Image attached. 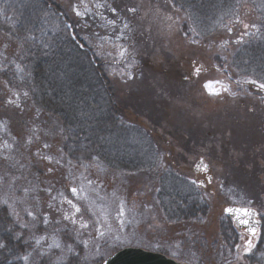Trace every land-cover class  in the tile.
Returning <instances> with one entry per match:
<instances>
[{
  "label": "rangeland",
  "instance_id": "obj_1",
  "mask_svg": "<svg viewBox=\"0 0 264 264\" xmlns=\"http://www.w3.org/2000/svg\"><path fill=\"white\" fill-rule=\"evenodd\" d=\"M37 1L44 12L39 29L46 34L59 29L65 37L73 38V34L81 41L102 68L119 124L133 126L146 138L143 153L133 142L127 152L118 154L152 167L115 170L97 161L90 169L82 167L74 177L60 182L53 183L40 173L29 176V172L37 171L28 165L36 159L38 150L41 154L56 153L63 145L64 134L51 122L48 128L39 125V120L48 119V115L35 116L38 106L32 104L29 87L22 82L27 76L4 73L0 74V145L12 144L14 159L24 166L9 170L2 158L5 152L0 149V202L8 199L26 222L29 218L25 209L43 213L51 197H57V203L64 196L73 199L68 189L77 187L81 203L87 204L92 220H98L105 233L94 241L85 233L92 246H79L83 264H94L126 246L160 253L183 264H264V255L257 252L261 224L259 236L251 237L254 247L246 254L250 236L223 214L225 206L236 205L254 210L257 219L264 221V89L259 87L264 83V73H260L264 62L247 59L244 49L264 35L256 27V10L264 8V0L252 3L257 7L243 3L236 20L206 37H196L186 16L169 0ZM102 4L118 6L119 27L115 32L123 30L132 37L126 45L128 63L136 61L131 69L125 62L112 59L117 55L116 43L124 41L117 42L112 35L107 22L116 17L98 7ZM4 6L5 1L0 0V60H12L24 43L12 35V17ZM54 14L61 18L58 27L47 24ZM93 19L96 24L89 29L87 22ZM106 36L111 38L102 41ZM33 38L32 44L41 40L36 35H30L29 40ZM131 45H135V53ZM32 48L30 45L29 50ZM101 50L111 56L105 60L94 55ZM65 57L70 65L76 58L73 54ZM129 72L132 79H128ZM206 84L219 95H210ZM24 92H28V98ZM8 100L20 107L9 106ZM29 129L38 140L29 135ZM64 171H70L67 165ZM130 173L135 175L130 177ZM168 173L176 177L172 182L178 190L189 192L191 188L197 192L205 204L202 215L169 220L163 214L157 194L168 184L158 179ZM200 182L203 186H198ZM64 207L68 208L66 204ZM121 211L123 216L119 215ZM10 221L31 248L19 264H38L41 258L48 259L49 264L66 261L60 259L58 249L39 256L31 232ZM40 234L42 230L37 232ZM92 235L95 237L94 229ZM48 242H42L43 249L47 250ZM72 255L67 254V260ZM6 261L0 264H8Z\"/></svg>",
  "mask_w": 264,
  "mask_h": 264
},
{
  "label": "trees",
  "instance_id": "obj_2",
  "mask_svg": "<svg viewBox=\"0 0 264 264\" xmlns=\"http://www.w3.org/2000/svg\"><path fill=\"white\" fill-rule=\"evenodd\" d=\"M5 9L11 14L12 35L19 37L24 43L28 42V50L30 45L33 46L30 51L34 55L29 59L28 63L34 69L32 75L26 77L23 83L29 87V98L35 106L54 109L53 115L60 117L63 121H70V110L67 103H61L59 97L62 94L57 91L56 96H52L53 89H59L64 86H71V95L73 97L71 103L82 109L92 118L93 127H98V132L92 136L94 143L92 149L99 152L97 161L102 163L109 169H119L126 167L130 170L139 171L141 169H150L152 165L141 166L139 159L134 160L133 157L119 155L123 151L127 152L132 147L133 142L141 149L146 147V139L144 135H138L141 131L130 125H121L117 120V108L113 101L111 91L108 90L107 81L103 76L101 66L92 60L91 55L86 47H80L81 41L70 37H65L63 31L55 29L53 32H44L39 29L40 17L44 16L43 9L37 0H4ZM170 3L178 9L187 18L188 25L192 27L196 37H206L225 27L228 21L236 20L240 5L243 3L252 4L256 0H169ZM246 1V2H245ZM254 5V4H252ZM257 7V5H254ZM253 7V8H254ZM255 10V8H254ZM259 23L257 31L264 34V8L256 10ZM59 19H57V18ZM61 18L57 15L49 16L47 24L55 27L60 26ZM263 33V34H262ZM30 35L37 36L41 39L39 43H30L34 40L30 39ZM74 37V35L72 34ZM49 45V47H46ZM247 59H261L264 62V35L254 46L244 48ZM75 55L73 61H68L65 55ZM259 58V59H258ZM76 60V61H75ZM94 61V62H93ZM260 73H264V65L260 66ZM71 128L64 134L63 145L70 146L71 138L75 135L83 136L81 130V122L76 120L70 121ZM99 137L104 140L100 141ZM67 150L66 148L64 149ZM137 153V152H136ZM108 160H112L118 167H110ZM140 167V168H139ZM176 178L171 173L163 175L158 179L159 183L163 182L168 185L166 189H161L157 194V199L161 202L162 210L169 220H179L189 217H197L202 215L205 209L204 202L200 199L197 192L190 188L189 192L178 190L173 179ZM162 186V185H161ZM0 207H4L0 204ZM11 225L10 219H5L0 214V243L4 247H0V262L3 263L7 259L8 264H19L22 261V255L31 248L29 244L21 238L13 239L16 229L12 227V231L5 229ZM261 241L258 245L259 254L264 255V221H261ZM82 247L76 248L75 253L62 264H68L71 260L72 264H77V260L81 263ZM19 256V257H18ZM18 257V258H16ZM10 258V259H9ZM16 258V260L14 259ZM103 260L100 257L94 264H99ZM38 264H49V260L41 258ZM52 264V263H51Z\"/></svg>",
  "mask_w": 264,
  "mask_h": 264
},
{
  "label": "snow or ice",
  "instance_id": "obj_3",
  "mask_svg": "<svg viewBox=\"0 0 264 264\" xmlns=\"http://www.w3.org/2000/svg\"><path fill=\"white\" fill-rule=\"evenodd\" d=\"M98 7L104 8L109 11L113 17L116 19L110 20L107 22V26L112 31V35H115V40L117 42L123 40L124 43H116L117 55L112 57L114 62L123 61L126 63L127 67L131 69L135 65L136 61L133 59L131 63H128L129 46L127 41L132 37L128 35L127 32L121 30L119 34H116L115 29L119 27V14L118 6H112L110 4H102ZM131 11V9H129ZM79 16L80 13L78 12ZM96 24V21L93 19L87 22L89 29ZM247 27V26H246ZM125 28H128V25H125ZM111 37H103L101 40H107ZM19 39V37H17ZM73 39H76L74 36ZM49 47V45H46ZM80 47H84L83 44ZM132 48V53L136 52L135 45L130 46ZM34 55V53L28 50V42L25 39L24 47L21 49L19 55L14 56L12 60L4 58L0 60V74H11L15 76L20 74L23 76H31L34 69L31 68V65L28 63L29 59ZM94 55L99 56L101 59H107L111 56V53H105L103 50L100 52L94 53ZM116 75V73H112ZM128 79H132L131 73H127ZM254 83V82H253ZM206 89H208L210 95H219V92L212 89L211 85L206 84ZM259 87L264 89V83L260 84ZM57 91H60L62 94L59 99L61 103H67V107L70 110V121L76 120L81 122V130L84 133L83 136L75 135L71 138V145H62L61 149L54 154H41L38 150L36 153V159L29 161V168H35L36 172H29V176L36 177L37 173L44 174L50 177V179L55 182H60V180L66 177H74L75 172L80 168L90 169L96 162L97 157L100 155L99 152L92 149V144L94 143L92 136L98 132V127H93L91 124L92 118L88 116L87 113L83 112L82 109H79L77 105L71 103L73 97L71 95V86H67V91L64 90V86H61L59 89H53L51 92L52 96H56ZM19 96V94H17ZM23 96L28 98V92H24ZM9 106L15 105L19 108L20 105L16 101L8 100L6 102ZM54 109L45 108L44 106L38 107L35 110V116L37 118L41 117L42 114L47 113L48 119L39 120V125H42L44 128L49 127V122L52 125H55L61 132V134L67 133L71 124L69 122L63 121L60 117H53ZM33 123H37L34 119ZM38 125V126H39ZM29 135H32L34 140H38L39 137L35 132L29 129ZM100 141H103V137H99ZM45 148H48L47 143L44 144ZM67 149L66 151L64 149ZM0 149H3L5 154L3 155V160L6 162V167L11 170L13 168H20L24 165L20 164L14 159L13 156V147L12 144L5 142L0 145ZM23 157L22 153H18ZM31 155V153H29ZM87 161V164H85ZM46 162V163H45ZM108 166L118 167V164H114L112 160L107 161ZM67 165L68 171L65 173L64 166ZM204 169L207 170V165H204ZM57 173L59 175L57 176ZM23 176V173H21ZM135 173H130L129 176H134ZM27 179V177H25ZM89 183H93L89 180ZM193 183H196L193 181ZM198 186H203V182H200ZM52 188V184L49 185V189ZM71 193L73 199L64 196L57 203V197L53 196L50 199V202L47 205V211L43 213L37 211L35 214L32 210L25 209L29 221L22 222L19 213L13 208V206L8 202V199L0 202L4 207H0V214L4 216L5 219H12L13 224L17 225L20 229H27L31 232L30 239L34 243V251H37L39 256H44L47 251L51 249H58L61 252V260H67V254H74L75 250L79 246H83L84 249H90L92 244L90 243L91 238L93 241L96 237H103L105 233L101 230L98 220H92L91 218V209L87 204L81 203V197L77 187H71L68 189ZM75 201V202H74ZM67 205L66 209L64 205ZM225 213L231 216L234 222L247 226V231L250 234V238L246 241V246L244 252L250 253L254 247L251 237H258L259 232L257 231L256 223L251 220L253 215L252 211L247 208H226L224 209ZM120 216H123V211L119 213ZM92 229L95 230V237L92 235ZM43 231V234L37 235V232ZM5 231L11 232L12 225H9ZM85 233H87L89 238H85ZM13 239H21V233L17 232L14 234ZM49 241L47 244V250L43 249L42 242ZM27 243V241H25ZM5 245L0 243V247ZM25 260L28 259L27 256L24 257ZM68 264H72V261L69 260ZM79 264V260H77Z\"/></svg>",
  "mask_w": 264,
  "mask_h": 264
},
{
  "label": "water",
  "instance_id": "obj_4",
  "mask_svg": "<svg viewBox=\"0 0 264 264\" xmlns=\"http://www.w3.org/2000/svg\"><path fill=\"white\" fill-rule=\"evenodd\" d=\"M226 208L236 209V208H246V207L227 205L224 207V209ZM224 209H223V214L228 216L230 221L233 223V226L238 230L242 229L247 235L250 236L249 232L247 231V226L240 225L234 222L233 218L228 214H226ZM250 210L253 213L251 220L254 223H256V227L258 230V227L260 226L261 222L260 220L257 219L255 211L252 209ZM99 264H183V263L177 262L174 259L169 258L163 254L148 251L140 247L126 246L108 255Z\"/></svg>",
  "mask_w": 264,
  "mask_h": 264
}]
</instances>
